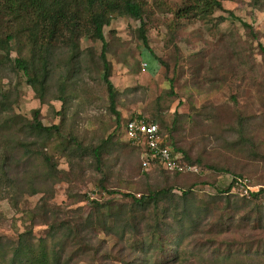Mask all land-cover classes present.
Masks as SVG:
<instances>
[{
	"label": "rangeland",
	"instance_id": "rangeland-1",
	"mask_svg": "<svg viewBox=\"0 0 264 264\" xmlns=\"http://www.w3.org/2000/svg\"><path fill=\"white\" fill-rule=\"evenodd\" d=\"M184 1H144L149 45L162 61L152 57L148 63L144 58L151 55L137 39L139 21L119 16L105 28L109 45L107 57L112 64L111 81L118 91L116 107L122 116L121 129L104 152L100 167L89 155L78 160L63 154L61 139L39 136V145L53 157L58 173L55 180L40 183L35 195L18 192V210L8 199L0 202V235L14 237L29 229L33 210L40 203L56 212L60 219L77 224L88 218L93 200L104 205L113 200L111 208L117 214L122 205L131 202L123 198L124 193L139 197L149 188L172 187L179 195L190 188L202 195L233 184L231 193L243 197L264 186V57L258 46L261 42L264 47V1L258 6L254 0H222L223 10L216 9L207 19L193 13L189 18L177 20L166 8H178ZM229 11L234 13V19L228 18ZM220 16L228 19L219 20ZM240 21L251 24L259 33V40L252 38ZM13 45L12 58L15 59L17 40ZM101 50L102 42L88 36L78 40L72 55L64 42L57 43L44 101H40L22 75L3 72L1 85L8 95L3 112L32 121V110L39 109L45 125L62 124L64 135L73 134L84 146H96L112 134L117 125L103 82ZM3 56L0 52V60ZM62 83L65 84L64 100L60 99L58 90ZM157 111L162 112L166 125V128L159 125L162 136L179 158L195 167L194 171L174 173L163 170L156 161L145 164L148 161L145 150L125 140L122 129L129 119L142 116L151 122ZM2 132L8 138L13 136H9L11 133L6 128ZM31 139L36 140V137ZM38 165L41 161L33 165L34 171L43 172V166ZM237 174L242 178L234 184ZM99 218H95L96 224L90 225L83 236L88 244L106 240L110 248L118 240L103 233L105 229L98 224ZM148 221L140 224L142 237L148 230ZM112 222L113 219L108 221L110 225ZM131 226L125 239L127 244H120L144 260V253L138 252L140 231L137 233ZM46 229V225L38 222L33 232L40 237ZM262 231L240 229L234 239L238 243L259 237L264 240ZM142 237V248L150 253L147 237L145 241ZM221 238L217 239V244ZM172 240L167 244L169 255L178 250L191 264H199L197 260L201 264L209 263V254L201 255L195 247V237ZM118 248L108 262L120 264L115 257ZM221 248L214 262L229 263L221 261L226 255ZM262 253H250L240 259L246 264H264ZM79 255L80 252L73 256L69 264H95L92 257H85L83 261Z\"/></svg>",
	"mask_w": 264,
	"mask_h": 264
},
{
	"label": "trees",
	"instance_id": "trees-1",
	"mask_svg": "<svg viewBox=\"0 0 264 264\" xmlns=\"http://www.w3.org/2000/svg\"><path fill=\"white\" fill-rule=\"evenodd\" d=\"M144 1L0 0V52L4 53L0 60V134L6 128L11 133L9 136L13 135L9 138L5 134L0 136V202L8 199L12 207L18 210L19 201L16 196L18 192L35 195L38 193L40 183L55 180L58 165L46 148L39 145V136L57 137L62 140L63 154L78 160L89 155L94 158L98 167L102 166L104 152L116 132L122 127V116L116 107L118 91L111 81L112 64L107 57L109 45L104 34L105 28L119 16L139 21L141 25L136 30L137 39L151 55L144 58L148 63L151 62L152 57L162 61L149 45L148 28L144 20L147 12ZM263 1L254 0L258 6L262 5ZM166 9L177 20L189 18L193 13L200 19H207L216 9L223 10V5L222 0H185L178 8L168 6ZM228 13V18H235L233 12ZM228 18L220 16L219 20ZM240 23L252 38L259 40V33L251 24L243 21ZM82 36L102 42L100 61L103 82L107 88L110 108L116 116L115 131L100 140L96 146H84L73 134L64 135L62 124L45 125L41 120L39 109L32 110V121L23 116L7 114L2 110L5 108L4 101L8 97L7 91L1 85L3 72L10 71L15 75H22L25 82L39 96L40 101H44L52 76L49 71L54 69L51 59L56 44L64 42L72 55ZM15 40L18 44V56L13 59ZM258 46L264 57L262 43L259 42ZM172 89L173 86L171 93H173ZM58 90L60 99L64 100L62 95L65 93V84H60ZM60 114L62 115V112ZM138 118L143 117L138 116ZM163 120L162 112L157 111L152 115L151 122L166 128ZM159 129L161 132L160 127ZM33 136L36 140L31 139ZM174 147L178 149L175 145ZM185 157L189 159L187 155ZM37 161H41L38 167L43 166V172L34 171L33 165ZM27 165H30L28 169ZM98 170L102 171V169ZM22 171L25 175H21ZM218 171L224 172L223 169ZM241 178L242 175L237 174L234 184ZM232 186L233 184H230L225 189L217 187L215 193L202 195L196 194L191 188L183 190L179 195L172 187L156 190L149 188L147 193L139 197L124 193L123 198L130 199L131 202L122 205L117 214L113 213L111 208L110 203L113 200L105 205L93 200L90 202L92 210L88 218L77 224L60 219L56 212L47 208L46 204L40 203L33 210L34 218L29 229L14 237L0 235V264H69L78 252L81 253L79 257H82L83 261L85 257H92L95 264H98L99 258H101L100 264H115L108 260L109 257L114 256L116 247L119 248L118 256L115 257H118L120 264H191L189 259L181 257L178 250L169 255V246L167 247L172 239L175 241L186 237H195L197 240L195 247L199 254H209L210 259L207 264H216L214 257L221 254L218 252L222 250L221 247L226 251V255L221 259L222 262L246 264L240 257L250 253L263 254L264 240L259 237L256 240L253 238L238 243L234 237L238 230L243 231L245 228L261 229L264 233V186H261L257 192H248V196L243 197L231 193ZM37 217L42 219L36 220ZM96 217L100 219L98 222L100 227L105 229L103 233L118 240L110 248L106 240L98 239L88 244L83 236L90 225L96 224L94 222ZM110 219H113L115 224L112 222L110 225L108 223ZM146 220H149L148 230L142 237L140 224ZM38 222L39 225L44 224L47 227L45 234L40 237H36L33 232ZM130 226L137 233L140 231L138 252L144 253V260L141 256L128 252L126 245L120 244V242L127 244L125 239L129 234ZM141 237L143 240L147 237L145 240L148 241L150 253L142 248ZM219 237H222L221 242L217 244ZM199 258L201 259V256ZM197 262L201 264L200 260Z\"/></svg>",
	"mask_w": 264,
	"mask_h": 264
},
{
	"label": "built area",
	"instance_id": "built-area-1",
	"mask_svg": "<svg viewBox=\"0 0 264 264\" xmlns=\"http://www.w3.org/2000/svg\"><path fill=\"white\" fill-rule=\"evenodd\" d=\"M122 133L129 144L145 150L148 157L145 164L156 161L163 170L174 173L195 170V167L179 158L171 146L165 144L166 140L157 124L138 117L131 118L124 124Z\"/></svg>",
	"mask_w": 264,
	"mask_h": 264
}]
</instances>
